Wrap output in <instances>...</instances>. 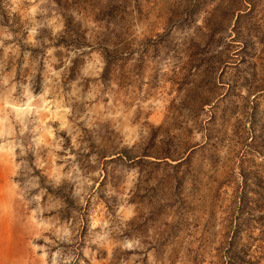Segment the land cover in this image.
<instances>
[{"label":"rangeland","instance_id":"rangeland-1","mask_svg":"<svg viewBox=\"0 0 264 264\" xmlns=\"http://www.w3.org/2000/svg\"><path fill=\"white\" fill-rule=\"evenodd\" d=\"M0 264H264V0H0Z\"/></svg>","mask_w":264,"mask_h":264}]
</instances>
